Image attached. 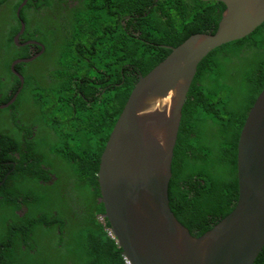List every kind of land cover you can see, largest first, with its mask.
I'll return each mask as SVG.
<instances>
[{
    "label": "trees",
    "instance_id": "1",
    "mask_svg": "<svg viewBox=\"0 0 264 264\" xmlns=\"http://www.w3.org/2000/svg\"><path fill=\"white\" fill-rule=\"evenodd\" d=\"M0 0V264H126L111 235L98 172L141 76L226 9L203 0ZM5 39V42L3 41ZM37 53V54H35ZM33 55V56H34ZM6 77V81L3 78ZM264 89V23L214 49L183 108L170 205L195 237L238 200L237 146ZM254 264H264V249Z\"/></svg>",
    "mask_w": 264,
    "mask_h": 264
},
{
    "label": "water",
    "instance_id": "2",
    "mask_svg": "<svg viewBox=\"0 0 264 264\" xmlns=\"http://www.w3.org/2000/svg\"><path fill=\"white\" fill-rule=\"evenodd\" d=\"M203 1L226 6L217 31L194 34L178 47L168 46L171 53L135 84L100 157L102 219L110 224L130 264H254L264 249V89L240 133L238 200L232 212L195 237L170 205L183 108L199 64L214 49L249 36L264 23V0ZM27 2L19 7L18 17ZM25 28L21 22L17 43ZM41 53L12 64L22 82L15 67ZM19 92L0 109L12 105Z\"/></svg>",
    "mask_w": 264,
    "mask_h": 264
},
{
    "label": "flooded vegetation",
    "instance_id": "3",
    "mask_svg": "<svg viewBox=\"0 0 264 264\" xmlns=\"http://www.w3.org/2000/svg\"><path fill=\"white\" fill-rule=\"evenodd\" d=\"M21 5H22V4H21ZM0 18H2V17H0ZM25 29H26V28H25ZM20 31H21V30H20ZM20 31H19V33H20ZM19 33H18V34H19ZM24 33H25V31H24ZM24 33H23V34H24ZM18 34H17V35H18ZM23 34H22V35H23ZM17 35H16V36H17ZM22 35H21V36H22ZM21 36H20V40L18 41V43L15 41V38H16V37L14 38V42H15V44H16L17 46H24V45L26 44V42L23 43V44L20 43V41H21ZM31 41H34V40H31ZM27 42H30V41H27ZM36 42H37L36 45H37V46H40L41 51H42V49L44 48V45H43L41 42H38V41H36ZM41 51H40V52H41ZM43 52H44V51H43ZM35 54H37V53H35ZM33 55H34V54H33ZM33 55H32V56H33ZM15 70H16V68H15ZM11 71H12V65H11ZM16 71H17V70H16ZM12 73H13L15 76H17L13 71H12ZM18 73H19V72H18ZM19 74H20V73H19ZM20 75L23 76L22 74H20ZM17 77H18V76H17ZM18 78H19V77H18ZM23 78H24V76H23ZM19 80H20V78H19ZM3 81H6V77L3 78ZM20 82H21V84H20V86L18 87V90L16 91V93H17L18 91H20L19 94H18V96H19L20 93L23 91V88H24V85H25V79H24V82H22L21 80H20ZM16 93H15V94H16ZM15 94H14V95H15ZM14 95H13V97H14ZM18 96H17V98H18ZM13 97H12V99H13ZM17 98H16V100H17ZM12 99H11V100H12ZM11 100H10V101H11ZM16 100H15V101H16ZM10 101H9L8 103H10ZM8 103H7V104H8ZM4 105H5V104H4ZM0 106H1V105H0ZM1 183H4V181H2ZM1 183H0V186L3 185V184H1Z\"/></svg>",
    "mask_w": 264,
    "mask_h": 264
},
{
    "label": "built area",
    "instance_id": "4",
    "mask_svg": "<svg viewBox=\"0 0 264 264\" xmlns=\"http://www.w3.org/2000/svg\"><path fill=\"white\" fill-rule=\"evenodd\" d=\"M111 235H112V234H111ZM124 259H125V258H124ZM125 261H126V264H130V262H129L128 260L125 259Z\"/></svg>",
    "mask_w": 264,
    "mask_h": 264
},
{
    "label": "rangeland",
    "instance_id": "5",
    "mask_svg": "<svg viewBox=\"0 0 264 264\" xmlns=\"http://www.w3.org/2000/svg\"><path fill=\"white\" fill-rule=\"evenodd\" d=\"M3 41L5 42V39L3 38Z\"/></svg>",
    "mask_w": 264,
    "mask_h": 264
}]
</instances>
